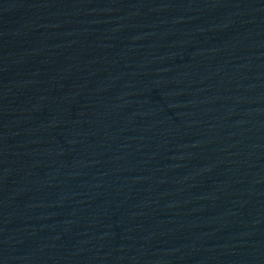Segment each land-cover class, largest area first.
Segmentation results:
<instances>
[{
	"label": "water",
	"instance_id": "obj_1",
	"mask_svg": "<svg viewBox=\"0 0 264 264\" xmlns=\"http://www.w3.org/2000/svg\"><path fill=\"white\" fill-rule=\"evenodd\" d=\"M0 264H264V0H0Z\"/></svg>",
	"mask_w": 264,
	"mask_h": 264
}]
</instances>
